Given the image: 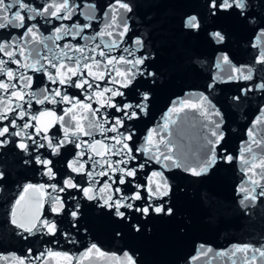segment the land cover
<instances>
[{
	"label": "snow or ice",
	"instance_id": "6c2138e0",
	"mask_svg": "<svg viewBox=\"0 0 264 264\" xmlns=\"http://www.w3.org/2000/svg\"><path fill=\"white\" fill-rule=\"evenodd\" d=\"M141 6L151 9L159 0H0V186L11 181L9 153L15 164L48 181L24 183L8 210L18 242L46 246L29 247L25 256L13 254V264H85L93 257L142 264L135 248L109 254L92 242L77 257L50 245L77 244L81 233H89L90 211L113 226L117 240L150 233V222L173 220L183 191L170 179L173 169L203 182L239 161L251 185L238 187L242 209L264 198V154L250 161L244 153H253L251 146L236 155L229 150L224 112L213 96L229 84L237 91L226 102L236 107L252 94L264 96V0H199L197 10L180 18L181 32L203 35L212 50L210 57L190 56L192 70L206 79L198 102L177 100L169 109H195L206 121V144L195 166L177 155L179 145L156 135L176 123L170 115L138 143L136 125L149 115L155 89L163 83L160 50L151 32L139 27L151 22L141 16ZM230 25L251 31L248 46L254 55L248 61L235 60ZM41 47L47 54L41 55ZM255 123H264V105ZM248 136L254 137L253 129ZM252 143L264 149V141ZM202 198L211 212V198L207 193ZM199 249L203 256L213 251L204 244ZM225 258L230 264H264V243L233 245L216 252L208 264Z\"/></svg>",
	"mask_w": 264,
	"mask_h": 264
},
{
	"label": "water",
	"instance_id": "95a60500",
	"mask_svg": "<svg viewBox=\"0 0 264 264\" xmlns=\"http://www.w3.org/2000/svg\"><path fill=\"white\" fill-rule=\"evenodd\" d=\"M99 2L107 3L108 0ZM198 3L199 0H159L157 7L147 9L141 6L139 9L141 16L151 20L150 24L141 22L139 27L142 31L147 29L151 32L153 45L160 50L158 64L163 70V83L155 89L149 115L143 117L136 125L138 143L143 142L149 129L161 128L164 118L170 115L171 120L176 123H170L167 130L157 132L156 135L164 136L166 141L172 140L174 145H179L177 155L191 166H195L202 156L206 144V130L203 124L206 121L195 109L185 108L180 113H169V109L173 106V101L177 100L196 103L198 94L205 91L206 79L192 70L189 60L193 52L202 57H210L212 50L204 43L203 35L185 36L180 29L181 16L197 10ZM229 27L232 32L229 48L235 60L240 63L248 61L254 55V50L248 46L252 42L251 31L242 25ZM41 30L45 35L48 34L45 28ZM45 54L47 49L41 47V55ZM70 91L73 95H79V90ZM236 91L235 84L222 85L213 96L224 112L223 130L226 133L227 147L236 155L246 146H251L253 153H244L251 161L253 155L259 157L264 154V149L257 148L252 143L253 139L264 141V123H255L260 108L264 105V96L252 94L241 107H236L226 102V97ZM250 128L254 131V137L248 136ZM168 132L172 135L169 136ZM7 159L11 181L5 186H0V256H7L8 259L0 260V264H13V254L25 256L29 247L34 251L46 247L38 242H18L14 235L15 228L9 222L8 210L18 198L24 183H47V178L15 164L11 153ZM256 163H259L258 159ZM150 171L151 168L146 169L140 179L144 180ZM172 171L175 176L170 179L183 189L176 197L178 215L173 220L150 222V233L146 232L141 236L126 234L123 240H117L113 238V226L90 211L85 219L89 233H81L77 237V244H67L61 240L58 245L50 247L78 257L95 242L102 251L109 254L119 255L122 249L135 248L140 252L142 264H208L216 252L230 250L233 245L264 243V198H259L246 210L238 203L242 195L238 192V187L242 184L251 186L247 183L248 174L239 161L229 167L222 166L210 179L203 182L194 181L182 170ZM254 178L259 179L258 176ZM205 193L211 198V212L207 210L208 205L202 198ZM178 225L183 226V232L178 231ZM201 244L213 251L207 256L200 255ZM35 264L39 262L36 261ZM85 264L110 262L93 257L91 261H85ZM213 264H230V261L226 258L217 259Z\"/></svg>",
	"mask_w": 264,
	"mask_h": 264
}]
</instances>
